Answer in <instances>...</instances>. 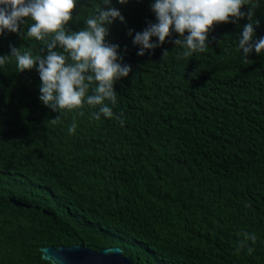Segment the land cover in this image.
Returning a JSON list of instances; mask_svg holds the SVG:
<instances>
[{
    "label": "trees",
    "instance_id": "16d2710c",
    "mask_svg": "<svg viewBox=\"0 0 264 264\" xmlns=\"http://www.w3.org/2000/svg\"><path fill=\"white\" fill-rule=\"evenodd\" d=\"M153 3L111 0L125 21L108 26L106 42L132 68L114 85L116 104L106 101L113 118H92L98 107L87 104L53 112L36 68L0 66V264H54L42 247L74 244L121 246L139 264H264V53L244 60V18L214 25L207 50L190 58L178 59L174 31L139 56L134 35L157 22ZM92 4L102 0H77L71 31ZM255 19L258 40L264 0ZM13 47L46 55L42 42L5 30L0 57ZM244 232L255 242L237 254Z\"/></svg>",
    "mask_w": 264,
    "mask_h": 264
},
{
    "label": "clouds",
    "instance_id": "9594fccd",
    "mask_svg": "<svg viewBox=\"0 0 264 264\" xmlns=\"http://www.w3.org/2000/svg\"><path fill=\"white\" fill-rule=\"evenodd\" d=\"M127 2L119 0L120 4ZM110 5L111 0H102V6L92 4L94 11L83 21L84 27L71 31L67 26L73 20L77 0H0V35L7 30L22 39L34 38L43 43L41 52H46V55L34 56L31 51L13 47L10 56L0 57V66L15 58L17 73L36 68L42 82L39 99L53 112L62 114L64 110L83 109L87 104L98 107V111L91 114L92 118L99 120L101 115L113 118V109L106 101L116 104L114 85L128 77L132 68L118 62L123 59L118 55L119 46L106 42L108 26L117 19L125 21L121 12ZM245 5L250 7L247 13L242 11ZM258 6L259 0H154L151 8L157 22H149L142 32L135 33L133 43L141 46L137 55L144 56L145 50L161 47L174 31L180 38L171 42L183 49L178 59L190 58L194 53L207 50L208 34L214 25L247 18L249 23L243 26L238 44L247 61L253 50L257 54L264 53V37L256 40L253 27L259 25V20L255 19ZM29 19L32 23L26 32L22 31L21 25ZM76 20L80 21V15ZM153 37L157 38L156 42ZM58 48L62 51H57ZM167 55L165 50L164 58ZM90 88L93 94L89 95ZM79 115L83 116L84 112L80 111ZM58 118L47 122L55 124ZM120 123L123 126L124 121ZM77 127L74 118L69 133L74 134ZM242 235L244 241L237 248V254L247 240L255 242L254 234L244 232ZM247 251L251 255L253 249L249 247Z\"/></svg>",
    "mask_w": 264,
    "mask_h": 264
},
{
    "label": "water",
    "instance_id": "95a60500",
    "mask_svg": "<svg viewBox=\"0 0 264 264\" xmlns=\"http://www.w3.org/2000/svg\"><path fill=\"white\" fill-rule=\"evenodd\" d=\"M16 205H25L22 201L11 198ZM43 257L54 264H139L130 255L124 254L121 246H108L93 250L83 244L55 247H42Z\"/></svg>",
    "mask_w": 264,
    "mask_h": 264
}]
</instances>
